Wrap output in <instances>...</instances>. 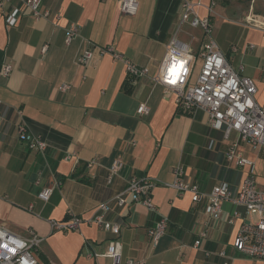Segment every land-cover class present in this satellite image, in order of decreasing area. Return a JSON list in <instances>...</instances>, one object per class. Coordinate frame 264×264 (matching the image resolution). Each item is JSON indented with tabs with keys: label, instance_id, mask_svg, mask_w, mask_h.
Returning <instances> with one entry per match:
<instances>
[{
	"label": "crops",
	"instance_id": "1",
	"mask_svg": "<svg viewBox=\"0 0 264 264\" xmlns=\"http://www.w3.org/2000/svg\"><path fill=\"white\" fill-rule=\"evenodd\" d=\"M192 1L200 2L196 11L201 16L214 2L211 35L231 65L253 78L255 99L264 109V30L245 24L243 12L233 15L223 0ZM259 1L264 12V0ZM40 9H47L48 16H33L20 0H0V67L12 66L7 77L0 76V222L17 234L27 235L31 229L41 236L36 250L40 264H108L110 259L101 254L114 238L122 263L221 264L224 258L218 253L223 251L231 264H264L233 247L240 224L256 221V212L246 213L243 206L224 201L221 217L209 220L205 197L195 202L190 192L180 194L169 186L174 167L181 165L183 179L202 192L226 185L235 194L247 170L264 190L263 150L240 141L251 166L228 162L225 154L237 134L226 139L222 128L208 125L203 111H181L174 95L150 79L173 36L195 51L206 39L199 27L184 24L178 30L181 0H137L134 15L122 13L118 0H41ZM70 23L78 30L65 43ZM109 44L147 74L130 84L123 61L98 52L97 46ZM89 45L94 46L93 56L85 67L77 65ZM198 67L199 59L193 78ZM64 83L70 87L61 89ZM141 103L147 112L137 113ZM19 124L43 138V152L29 149L18 138ZM67 154L71 157L65 159ZM115 158L122 167L108 183ZM142 175L157 180L152 200L159 213L128 196L125 206L106 215L120 224L118 235L87 221L76 230L52 227L69 210L90 218L100 202ZM43 186L52 188L46 201L38 197ZM159 215L166 216L168 224L153 244L148 228ZM205 222L207 235L195 245ZM89 252L98 255L89 257Z\"/></svg>",
	"mask_w": 264,
	"mask_h": 264
},
{
	"label": "built area",
	"instance_id": "2",
	"mask_svg": "<svg viewBox=\"0 0 264 264\" xmlns=\"http://www.w3.org/2000/svg\"><path fill=\"white\" fill-rule=\"evenodd\" d=\"M6 1V0H2ZM35 17L48 16L47 9L41 10V0H20ZM119 9L122 13L134 15L137 10V0H118ZM200 2L192 0H181V13L179 29L184 24L192 27H199L203 30L204 39L199 48L195 51L189 45L179 42L173 36L166 44L163 58L158 66L157 72L150 77L152 82L162 84L164 91L172 93L179 109L186 113L203 111L211 128H222L223 137L230 138L232 132L237 134V139L231 141L226 151V160L236 166H251L252 161L244 156L239 148V142H246L264 151V109L256 101V84L253 78L240 74L228 61L225 54L220 49L216 40L212 37L211 14L213 4L211 1L207 6V14L201 16L197 13L196 7ZM245 24L255 25L264 30V14H253L250 12L245 19ZM77 25L70 23L65 28L64 42L68 43L77 34ZM46 45L42 46V52L46 50ZM93 45L87 46L77 59V65L85 67L93 56ZM100 54L108 53L115 60H122L125 65L127 81L135 84L137 80L147 74V69L138 66L136 63L123 57L111 44L97 46ZM199 59V67L196 76L193 72L196 60ZM181 63V72L175 79L169 76V69L174 63ZM12 70L9 63H3L0 67V76L7 77ZM70 84L64 83L61 89H68ZM137 113L147 112L144 103L138 105ZM18 138L27 144V147L37 152H43L46 142L39 135L30 133L24 124L17 125ZM239 140V141H238ZM67 154L64 158L68 159ZM122 167L120 158L113 159L107 174V182L110 183L114 175ZM41 172H38L40 175ZM174 178L169 186L176 189L178 193L190 192L193 201H199L205 197L207 205L205 213L208 219H218L222 215V204L224 201L231 202L234 206H243L246 213L256 212V221H243L233 239L235 250L246 256L261 259L264 261V190L257 185L251 171L245 173L238 191L232 194L226 185L213 186L209 192H202L194 183L183 179L184 170L181 165H177L173 170ZM37 183L39 178H37ZM157 184V180L149 175L132 177L126 188L116 193L110 199L100 202L96 212L87 219L67 212V217L62 221H53L52 227L58 230H76L83 221L96 224L103 229L109 230L114 235H118L120 224L108 220L107 213L115 207H123L130 197L131 202L142 203L149 211L157 214L158 208L152 200V190ZM52 188L43 186L38 197L46 201ZM240 215L233 212V216ZM233 216L228 218V222H233ZM168 224V218L159 215L155 224L148 228V235L153 244L164 234ZM206 222L204 228L199 232L195 245H198L202 238L207 235ZM42 241L41 236L29 229L27 235L17 234L0 222V264H40L36 257V250ZM219 256L223 259L221 264H231L228 256L220 251ZM87 256L98 255L89 252ZM110 259L108 264H142V260L128 259L122 263L119 241L114 238L108 241L104 253L101 254Z\"/></svg>",
	"mask_w": 264,
	"mask_h": 264
},
{
	"label": "rangeland",
	"instance_id": "3",
	"mask_svg": "<svg viewBox=\"0 0 264 264\" xmlns=\"http://www.w3.org/2000/svg\"><path fill=\"white\" fill-rule=\"evenodd\" d=\"M228 3V8L230 11H233V15L236 13V15L241 14L242 12V18L243 21L245 17L252 12L253 14H260L263 15V7L259 0H255L252 2V0H224ZM196 29H193V32L196 34Z\"/></svg>",
	"mask_w": 264,
	"mask_h": 264
},
{
	"label": "clouds",
	"instance_id": "4",
	"mask_svg": "<svg viewBox=\"0 0 264 264\" xmlns=\"http://www.w3.org/2000/svg\"><path fill=\"white\" fill-rule=\"evenodd\" d=\"M181 69H182V64L177 62V63H174L171 68L169 69V76L172 78V79H175L177 76H179L180 72H181Z\"/></svg>",
	"mask_w": 264,
	"mask_h": 264
},
{
	"label": "trees",
	"instance_id": "5",
	"mask_svg": "<svg viewBox=\"0 0 264 264\" xmlns=\"http://www.w3.org/2000/svg\"><path fill=\"white\" fill-rule=\"evenodd\" d=\"M223 4H224V5H226V4H227V2H225V1L223 0Z\"/></svg>",
	"mask_w": 264,
	"mask_h": 264
},
{
	"label": "snow or ice",
	"instance_id": "6",
	"mask_svg": "<svg viewBox=\"0 0 264 264\" xmlns=\"http://www.w3.org/2000/svg\"><path fill=\"white\" fill-rule=\"evenodd\" d=\"M177 78H178V76H177Z\"/></svg>",
	"mask_w": 264,
	"mask_h": 264
}]
</instances>
